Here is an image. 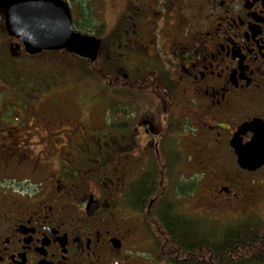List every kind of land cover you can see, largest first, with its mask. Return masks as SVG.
Instances as JSON below:
<instances>
[{
  "label": "flooded vegetation",
  "instance_id": "flooded-vegetation-1",
  "mask_svg": "<svg viewBox=\"0 0 264 264\" xmlns=\"http://www.w3.org/2000/svg\"><path fill=\"white\" fill-rule=\"evenodd\" d=\"M64 1L100 40L95 92L73 104L56 64L20 93L0 79V264H168L154 229L196 218L179 200L201 181L207 207L261 212L264 164L240 168L231 141L264 131V0ZM1 33L16 69L56 51Z\"/></svg>",
  "mask_w": 264,
  "mask_h": 264
},
{
  "label": "water",
  "instance_id": "water-1",
  "mask_svg": "<svg viewBox=\"0 0 264 264\" xmlns=\"http://www.w3.org/2000/svg\"><path fill=\"white\" fill-rule=\"evenodd\" d=\"M4 28L21 40L27 53L63 49L91 63L97 58L100 40L73 27L68 4L63 0H0ZM253 131L251 141L241 144L237 136ZM240 168L254 171L264 164V131L255 121L242 124L231 141Z\"/></svg>",
  "mask_w": 264,
  "mask_h": 264
},
{
  "label": "trees",
  "instance_id": "trees-1",
  "mask_svg": "<svg viewBox=\"0 0 264 264\" xmlns=\"http://www.w3.org/2000/svg\"><path fill=\"white\" fill-rule=\"evenodd\" d=\"M146 192L138 184L133 196L143 199ZM162 223L154 233L164 248L162 260L168 264H264V225L255 218L243 220L222 235L183 214L166 212Z\"/></svg>",
  "mask_w": 264,
  "mask_h": 264
},
{
  "label": "rangeland",
  "instance_id": "rangeland-1",
  "mask_svg": "<svg viewBox=\"0 0 264 264\" xmlns=\"http://www.w3.org/2000/svg\"><path fill=\"white\" fill-rule=\"evenodd\" d=\"M2 30L3 19L0 14L1 37ZM17 57L18 58H12L8 52L0 53V79L5 85L6 94L20 93L19 90L24 88L21 85L27 81L31 75L37 78L48 77L50 69L53 67L52 64H56L58 69H64L66 73L65 78L70 84V91L68 92L69 99L71 102L74 101L73 104H78V98L76 96L78 94L75 92H78L80 85H89L91 92H95V89H93V86H91L92 84L90 83L94 81L96 77L94 69L96 67L94 62L92 65H88V61H85L83 58L68 53L65 50H56L44 53L42 57L35 59L30 63V65H26V63L21 62L18 64V69H16L17 66L15 65V61H22L20 56ZM13 65L15 68H13ZM31 66L34 67L33 70H30ZM88 66L90 67V70ZM20 70L24 71L19 73ZM106 72H109V70H106ZM75 108L76 107L73 109ZM181 174L183 176V178L181 177V182L182 185H184V183H187L185 182L186 178L184 176L188 175V171L182 170ZM203 185L204 184L201 181L200 184H198L197 192H195L192 196H190L191 194H188L186 197H181L179 201L183 205L184 210L190 213L193 217H196L203 227H205V230L209 232L211 230V232H216L217 235H222L226 231L233 229L234 226L243 222V220L247 219L249 216H257L262 220L264 225V195L261 203H259L261 212L258 211L257 213H252V211L248 209H234L231 205H213L207 207V201L202 194V190L204 188ZM256 187L257 192L262 191L264 193L263 185ZM150 241H152V239H150Z\"/></svg>",
  "mask_w": 264,
  "mask_h": 264
}]
</instances>
